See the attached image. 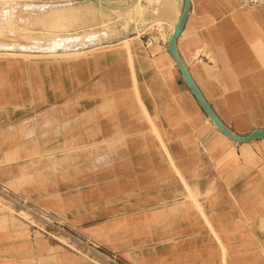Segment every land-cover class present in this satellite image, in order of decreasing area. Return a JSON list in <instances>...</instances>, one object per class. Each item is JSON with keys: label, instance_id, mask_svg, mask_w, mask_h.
Listing matches in <instances>:
<instances>
[{"label": "crops", "instance_id": "1", "mask_svg": "<svg viewBox=\"0 0 264 264\" xmlns=\"http://www.w3.org/2000/svg\"><path fill=\"white\" fill-rule=\"evenodd\" d=\"M169 1L157 9L148 1L158 14L170 11L162 29L151 15L140 27L117 25L102 46L84 51L91 54L80 77L69 71L37 82L29 135L16 128L22 122H0V183H21L32 198L80 191L84 205L127 196L129 208H174L169 217L160 210L166 240L144 251L139 264H264V137L236 142L204 111L169 48L185 0ZM176 48L232 131L264 128V7L191 0ZM42 151L57 165L30 172L29 160ZM188 189L206 220L184 197ZM140 220L127 216L131 236ZM8 221L0 218V264H37L36 240L29 234L31 257L24 259L22 230ZM58 256L51 264H85L70 252Z\"/></svg>", "mask_w": 264, "mask_h": 264}, {"label": "rangeland", "instance_id": "2", "mask_svg": "<svg viewBox=\"0 0 264 264\" xmlns=\"http://www.w3.org/2000/svg\"><path fill=\"white\" fill-rule=\"evenodd\" d=\"M58 12L67 16L54 18ZM168 14L170 11L156 13L148 6V0H0V122H22L16 128L29 135L33 114L30 111L31 94L38 81H56L69 71L80 77L79 72L91 54L84 51L102 46L100 39L111 38L117 25L125 30L135 25L140 27L151 15L158 28L162 29V21ZM66 37L73 38L71 45L79 50L70 51L62 45H50L54 39ZM85 149L76 148L74 151L85 154ZM48 154V151H42L29 160L30 172H44L55 167L57 163ZM20 187L21 183L14 181L0 183V218L6 225L11 220L12 226L15 223L20 226L24 259L31 257L27 251L29 234L36 240L38 252L32 259L37 258V264L58 262L59 254L69 252L80 257L85 264H95L91 260L94 249L110 252L128 264H139L144 251L150 252L166 240L159 233L165 217H160V210L167 217L174 214L171 212L174 208L166 205L129 208L126 206L127 196L121 198L120 203H109V199H89L90 203L84 205L82 201L86 197L81 196L80 191L70 192L69 196L37 194L40 198H32ZM187 191L184 197L197 204L206 220L197 195L192 189ZM88 197L93 198L94 195L89 194ZM69 202L71 206L67 207ZM116 204L120 205L119 208L114 206ZM128 215L135 216L137 220L141 215L149 216L145 223L141 220L135 223L133 236L128 231V226L132 225L127 223ZM144 227L153 232L146 235L148 231ZM26 262L29 261L24 260Z\"/></svg>", "mask_w": 264, "mask_h": 264}, {"label": "water", "instance_id": "3", "mask_svg": "<svg viewBox=\"0 0 264 264\" xmlns=\"http://www.w3.org/2000/svg\"><path fill=\"white\" fill-rule=\"evenodd\" d=\"M190 9H191V0H185L184 11L182 13V16H181L178 24H176V26H175L174 33H173V35L170 39V42H169L170 51H171L173 57L175 58L186 83L188 84V86L190 87L192 92L194 93L195 97L198 99L200 105L202 106L204 111L207 113V115L212 119V121L218 127V129L223 134H225L227 137H229L230 139H232L236 142H242V143L251 142L253 140H258V139L263 138L264 137V128L255 129L248 135H239V134L235 133L234 131H232L220 119V117L214 111V109L212 108V106L210 105V103L208 102V100L206 99V97L204 96V94L202 93V91L200 90V88L198 87V85L196 84L194 79L192 78L188 68L186 67L185 63L183 62V60H182L181 56L179 55L177 48H176L177 40L180 37V35L182 34V31H183L184 25L186 23V20L188 18V14L190 12Z\"/></svg>", "mask_w": 264, "mask_h": 264}, {"label": "built area", "instance_id": "4", "mask_svg": "<svg viewBox=\"0 0 264 264\" xmlns=\"http://www.w3.org/2000/svg\"><path fill=\"white\" fill-rule=\"evenodd\" d=\"M240 6L259 7L264 5V0H237ZM91 260L95 264H128L118 258L116 255L104 250L94 249Z\"/></svg>", "mask_w": 264, "mask_h": 264}, {"label": "bare ground", "instance_id": "5", "mask_svg": "<svg viewBox=\"0 0 264 264\" xmlns=\"http://www.w3.org/2000/svg\"><path fill=\"white\" fill-rule=\"evenodd\" d=\"M149 1V3L151 4V5H154L153 6V8H155V9H157L158 7L159 8H164V7H171L172 6V3L169 1V0H148ZM140 6H142V5H140ZM139 6V7H140ZM184 6V5H183ZM152 7V6H151ZM178 12V11H177ZM182 12H180V14H181ZM178 15H179V13H177ZM108 23V22H107ZM107 24H105V26H106ZM109 26V25H108ZM110 28V27H109ZM93 29V28H92ZM7 30V29H6ZM9 31V30H8ZM90 31V30H89ZM103 31V30H102ZM23 32V31H22ZM26 33V32H25ZM3 34V33H2ZM26 34H28V33H26ZM89 34V33H88ZM1 35V34H0ZM29 35V34H28ZM37 35V34H36ZM69 35V34H68ZM77 35V34H76ZM75 35V36H76ZM79 35V34H78ZM26 36V35H25ZM30 36V35H29ZM85 34H84V38H85ZM88 37V36H87ZM36 38V37H35ZM78 39H84L83 37H77ZM90 38V37H89ZM0 39H1V37H0ZM7 39H9V38H7ZM28 39H30V38H28ZM34 39V38H33ZM40 39H41V37H40ZM40 39H38V43L40 44ZM73 39V38H72ZM72 39L71 38H56V39H54L53 40V42H51L50 43V45L51 44H53L54 46H60V45H62V46H65V47H67L66 49H68V50H71V49H73V50H76V49H78V48H70L72 45H71V43H72ZM75 39V38H74ZM92 39V38H91ZM87 40V39H86ZM0 41H2V40H0ZM11 41V40H10ZM33 41V40H32ZM27 42V41H26ZM34 43H35V41H33ZM31 43V42H30ZM29 43V44H30ZM38 43L36 44V45H38ZM83 43V42H82ZM45 44V43H44ZM27 46V45H26ZM33 45H31V47H32ZM40 46V45H39ZM41 46H42V44H41ZM76 46H78V45H76ZM33 47H35L36 48V46H33ZM45 47V46H44ZM41 50V49H40ZM37 51H39V50H37ZM44 52V51H43ZM48 52V51H47ZM52 52V51H51ZM53 52H55V51H53ZM47 54V53H46ZM52 54V53H51ZM60 54V53H59ZM171 160V159H170ZM177 171V170H176Z\"/></svg>", "mask_w": 264, "mask_h": 264}]
</instances>
